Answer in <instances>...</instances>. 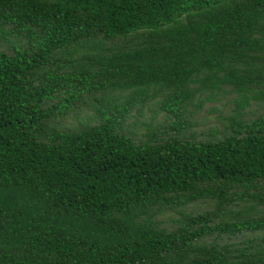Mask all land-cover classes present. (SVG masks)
<instances>
[{
	"label": "trees",
	"instance_id": "trees-1",
	"mask_svg": "<svg viewBox=\"0 0 264 264\" xmlns=\"http://www.w3.org/2000/svg\"><path fill=\"white\" fill-rule=\"evenodd\" d=\"M150 90L167 128L137 140ZM229 96L224 132L189 133ZM82 105L92 124L53 126ZM252 107L264 0H0V264H264Z\"/></svg>",
	"mask_w": 264,
	"mask_h": 264
},
{
	"label": "rangeland",
	"instance_id": "rangeland-1",
	"mask_svg": "<svg viewBox=\"0 0 264 264\" xmlns=\"http://www.w3.org/2000/svg\"><path fill=\"white\" fill-rule=\"evenodd\" d=\"M153 90L149 91V98L144 100L141 104H136L128 113L126 120V130L131 132V134L137 140L146 137L150 131L159 128L160 130H165L168 124L165 119L166 113L161 109L160 104H157L160 100V96H154ZM232 96L223 98L222 102L211 101L207 102L204 107L191 108L192 117L191 127L189 129L190 134L196 135L197 139L202 141L209 138L208 134L212 131L216 132L222 130L228 124L226 122V115L231 113L230 110L233 108V104L230 102ZM101 100V99H100ZM226 101V105L223 102ZM94 105H98L96 102L92 101ZM101 107V105H100ZM253 112L246 118H255L264 111H256L255 107H252ZM96 112L93 108L86 105H82L80 109H74L68 111L64 116H60L54 120L53 126L57 129H73L78 127L82 122H88L87 119L90 116H95ZM92 124V123H91ZM220 132V131H218ZM221 132H224L223 130ZM208 203H195L189 207V211L194 209V212L200 209H208Z\"/></svg>",
	"mask_w": 264,
	"mask_h": 264
}]
</instances>
